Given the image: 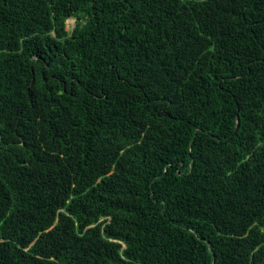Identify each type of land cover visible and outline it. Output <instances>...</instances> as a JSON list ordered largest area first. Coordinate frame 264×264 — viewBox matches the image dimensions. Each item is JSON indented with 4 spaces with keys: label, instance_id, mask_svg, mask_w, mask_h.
<instances>
[{
    "label": "trees",
    "instance_id": "16d2710c",
    "mask_svg": "<svg viewBox=\"0 0 264 264\" xmlns=\"http://www.w3.org/2000/svg\"><path fill=\"white\" fill-rule=\"evenodd\" d=\"M0 264H264V0H0Z\"/></svg>",
    "mask_w": 264,
    "mask_h": 264
},
{
    "label": "rangeland",
    "instance_id": "374dc122",
    "mask_svg": "<svg viewBox=\"0 0 264 264\" xmlns=\"http://www.w3.org/2000/svg\"><path fill=\"white\" fill-rule=\"evenodd\" d=\"M73 22H74V17H72V16H70V17H67L65 20H64V27L66 28V29H69L71 26H72V24H73Z\"/></svg>",
    "mask_w": 264,
    "mask_h": 264
},
{
    "label": "water",
    "instance_id": "95a60500",
    "mask_svg": "<svg viewBox=\"0 0 264 264\" xmlns=\"http://www.w3.org/2000/svg\"><path fill=\"white\" fill-rule=\"evenodd\" d=\"M236 125V124H235Z\"/></svg>",
    "mask_w": 264,
    "mask_h": 264
}]
</instances>
